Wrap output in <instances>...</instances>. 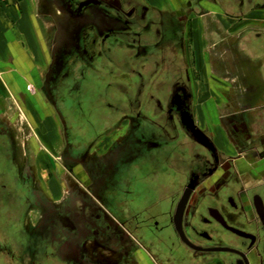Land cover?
I'll return each mask as SVG.
<instances>
[{"label": "flooded vegetation", "instance_id": "obj_1", "mask_svg": "<svg viewBox=\"0 0 264 264\" xmlns=\"http://www.w3.org/2000/svg\"><path fill=\"white\" fill-rule=\"evenodd\" d=\"M40 2L61 196L0 120V264H264V0Z\"/></svg>", "mask_w": 264, "mask_h": 264}, {"label": "crops", "instance_id": "obj_2", "mask_svg": "<svg viewBox=\"0 0 264 264\" xmlns=\"http://www.w3.org/2000/svg\"><path fill=\"white\" fill-rule=\"evenodd\" d=\"M0 18V115L13 114L11 117H4L2 121L7 126L14 124L17 120L14 116L17 108L22 116L24 113L28 119L34 118L40 123V117L23 110L21 104L24 102L28 105L27 97L38 87L39 73L43 70L40 51L44 53V49L39 46L37 39L38 50L34 41L23 39L25 34L19 27L25 26H16V21L21 19L16 20L19 18L13 5L12 8L0 9Z\"/></svg>", "mask_w": 264, "mask_h": 264}, {"label": "rangeland", "instance_id": "obj_3", "mask_svg": "<svg viewBox=\"0 0 264 264\" xmlns=\"http://www.w3.org/2000/svg\"><path fill=\"white\" fill-rule=\"evenodd\" d=\"M41 0H0V9H6V7L8 8H13L15 9V12L17 13V18L16 20H20V21H16V26H25V28H20V31H24L25 36L23 37V39H27L30 41H34V44H36V48L38 50V46H37V40L35 38V34L32 30V24L31 23L34 19H38L41 18L40 17V2ZM1 19V18H0ZM3 19V18H2ZM263 22H261L262 24ZM14 24V25H15ZM24 24V25H23ZM264 24V23H263ZM41 26H43L44 30H49L50 28H46V25L43 23V25L41 24ZM16 31L18 32V30L16 29ZM226 39H229V36L224 35V41ZM210 46V45H209ZM209 46H207V48L205 49V51L209 50L210 48H208ZM200 64V62L198 63ZM207 75L205 76L203 71L201 73L198 83V86L200 88H203V90L200 92V103L203 104V102H205V100L207 98H209V96L212 95V97L214 96L213 94H210L208 92V88L213 87L212 82L213 79H211L209 71L208 73H206ZM207 95V96H206ZM231 100L233 99V97L227 96V95H222L220 96L219 100H217L218 105L221 107L225 101L227 100ZM233 102V101H232ZM17 108L16 111L14 112V116L17 117V120L15 122L14 125V133H15V138L18 141V147H20V152L22 153L23 150H25L27 148H30V152L28 150V156H30V160L32 161V163L34 164V166L37 168L38 167V173L40 174V183L41 182H47V184H49V187L51 189L50 194L51 197L55 200L54 202H57L61 196V194H59V183H58V179H62L61 177H59L58 172H56L55 168L56 166V162H60L62 163V160H60V158L57 156L56 157V150L53 149V147L51 148L50 154L47 152V150L45 149V146H42L39 142H43L42 140H44V136L48 133H50V125H54L53 122L48 123V127L42 123L40 121V123L34 120V118H29L30 121H34L36 124L35 128L33 126H28V124L25 122L24 118L22 119V114L18 111L17 112ZM11 115H13L12 113L10 114H2L0 115V120H3L4 117L6 118L11 117ZM31 115V114H30ZM29 123V122H28ZM43 125H45L46 129L43 130ZM46 131V132H45ZM33 139V147L35 148H39L40 152L43 151V153H45V157L43 156H37V160H34L33 157L34 156V152H33V147L32 145L29 143V139ZM37 148V149H38ZM38 149V151H39ZM45 158V159H44ZM44 159V160H43ZM38 165V166H37ZM56 166V167H55ZM42 176V177H41ZM43 182V184L45 185V183ZM31 214H34V218L36 217V215H39V209L34 208L33 211L31 212ZM37 220V218L35 219ZM25 264H28L26 262V260H23ZM23 263V264H24Z\"/></svg>", "mask_w": 264, "mask_h": 264}]
</instances>
